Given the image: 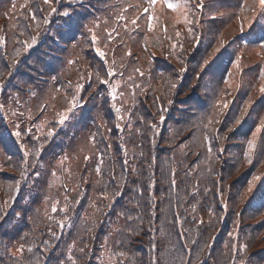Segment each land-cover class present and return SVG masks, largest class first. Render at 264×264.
<instances>
[{
	"label": "trees",
	"instance_id": "1",
	"mask_svg": "<svg viewBox=\"0 0 264 264\" xmlns=\"http://www.w3.org/2000/svg\"><path fill=\"white\" fill-rule=\"evenodd\" d=\"M174 2L185 5L192 24L184 23V14L175 21L173 11L157 4L153 28L148 30L146 16L141 17L134 30L129 25L116 52V46L104 43L103 32L111 28L114 16H130L135 5L147 0H53L57 12L49 17L48 25L42 22L50 11L43 0H29L24 8L20 5L25 0H0V37L4 38L0 42V82H4L0 88V104L4 105L0 108V214L6 213L0 222V264H16L9 252L14 251L13 244L21 242L33 249L24 253L31 264H152L153 257L158 264H231L226 246L233 243L247 244L242 254L249 258V264H264V208L254 203L256 196L264 194V162H257L256 155L249 153L252 162L245 158L243 163V157L239 161L237 150L231 146L221 154L213 134L214 125L227 109L221 111L217 101H228L231 94L235 104L228 108L224 125L235 123L247 109L239 133L252 118L255 100L264 86V80L256 81L255 74L264 67V49L261 52L258 46L261 41H248L254 25L248 28L245 22L246 35L238 40L241 44L247 41L250 47L236 48L234 43H227L213 57L222 42L219 37L214 47L208 48L211 42H206L194 55H186L193 40L189 27L195 36L202 24L214 38L219 32L224 37L231 35L230 28L225 27L237 9L226 14L223 5H216L212 11L209 5L203 14L197 10L193 16V0ZM29 8L37 10L39 29L31 22L32 26L24 30V21L17 19L22 13L27 15ZM65 10L73 12L70 30L60 27ZM222 12L225 15L221 17ZM211 13L221 17V24L204 23ZM162 20L166 21L163 27ZM37 32V45L23 51L22 42H30V36ZM92 32L98 36L95 44L89 43ZM173 43L177 44L175 49ZM97 48L105 57L99 56ZM237 56L239 68L234 66ZM224 57L228 58L226 66L216 79ZM204 60L209 64L205 66ZM14 62L18 63L12 67ZM109 67L114 68L115 76H108ZM182 68L186 71L181 72ZM231 78L233 85L225 83ZM105 79L110 81L107 86L102 83ZM247 79L252 81L247 83ZM77 84L82 86L80 91ZM112 88L116 89L115 100L111 98ZM73 94L82 106H77L61 126L57 122L70 107ZM14 96L19 97V104L11 99ZM42 105H47L43 112ZM14 112L24 113L20 117L22 127H32V132L19 141L10 134L18 120ZM29 112L32 120H27ZM209 119L213 123L206 128ZM149 124L157 127L152 129ZM50 129L55 135L45 141ZM200 135L205 136L207 151L212 152L195 153L193 143L199 142ZM33 136L39 139L33 140ZM40 144H44L41 155L30 152L31 166L26 177H21L18 165L22 152ZM180 149L185 152L177 155ZM85 156L90 159L86 161ZM69 157L75 159L69 163ZM228 163L233 165L227 167ZM238 169L245 173L234 179ZM34 172L40 173L39 178ZM253 176L260 179L248 192ZM17 180L21 181L18 195ZM138 187H142V195L135 191ZM114 190L121 195L112 202ZM240 205L244 208L239 212ZM122 212L142 218V225L136 219L131 226L143 230L131 239L123 237L120 248L113 242L122 238L116 230L126 226L119 216ZM106 238L112 245L109 250L105 249ZM82 247L84 253L80 252ZM114 251L126 255L120 258L112 254Z\"/></svg>",
	"mask_w": 264,
	"mask_h": 264
},
{
	"label": "snow or ice",
	"instance_id": "2",
	"mask_svg": "<svg viewBox=\"0 0 264 264\" xmlns=\"http://www.w3.org/2000/svg\"><path fill=\"white\" fill-rule=\"evenodd\" d=\"M28 3H29V0H25V3L21 4L20 7L24 8ZM257 3L259 5L260 12L259 13H255V12L253 13L252 18L248 21V28L250 26H252L258 20V18H260L261 16H264V0H257ZM43 4L46 5L50 9V11L48 12L47 16H45L43 18V21H42L44 25H48L49 22H50L49 21V17H51L54 13H56L57 9L55 7H53V0H43ZM157 4H160L162 8H166V9L171 10L173 12H180L181 9H183L185 7L184 4L178 3V2H174V0H147V7H143V13L141 14V13H139V11H137V14L135 15V17L130 19L127 23H124L123 27L127 30L129 28V25H131L132 29L134 30L136 27H138L137 20H139L141 18V15H145L146 19H147L148 30H151L153 28V22L156 20V15H155L156 8H155V6ZM141 7L142 6L139 5V4L135 5V8L137 10H139ZM203 7H204L203 0H199L198 3L196 2V0H193L192 4L190 5V10L192 11L193 16H195V13H196L197 10H202ZM15 10H16V5H15V2H13L12 11L15 12ZM243 10H244V8H243V6H241V11H243ZM183 14H184V23L186 25L192 24V21L188 19L187 11H184ZM5 15L7 16L8 14L5 13ZM61 16L63 18V23H62V25H60V27H63L65 30H70L71 27H72V24L74 22V20H73V12L65 10V11H63L61 13ZM17 19H22L24 21V30H27L28 28H30L32 26L31 22H35V27L37 29H39L40 26H41V21L38 19V16H37V10L34 9V8H29V12H28L27 15H24L22 13L19 17H17ZM117 19L119 21H124L125 17L123 15H119L117 17ZM177 22H179V18H177ZM14 27H15V25H14ZM89 31H92V30L90 29ZM115 31L116 30L113 29V32H115ZM240 31L241 32L244 31L243 24L241 25ZM45 32H47V28L45 29ZM188 32H189V36L192 37L193 39H195L197 41V43H199V37H196L194 35L193 28L189 27L188 28ZM21 34H23V33H21ZM116 35L119 36V33L116 32ZM180 35H181L180 32L177 31L176 32V36L179 37ZM39 36H40V33L37 32L36 35H31L30 36V42L29 41L22 42L23 43V51L27 52V51L33 49L34 46H36L37 43H38ZM106 39H107L108 42H114L115 38H114L112 32H108L107 33ZM235 39H236V37L233 38V41L231 43H234ZM3 40H4V38L0 37V42H3ZM97 40H98L97 34L95 32H92L91 40L89 41V43L95 44L97 42ZM242 43H244L246 45L248 42L242 41ZM260 46L264 47V42H260ZM145 47H146V45H145ZM176 47H177V44L173 43L172 44V48L175 49ZM181 47H182V45H181ZM225 48H226V46H225L224 42H221L220 46L214 50L213 57H215L216 54L220 53L221 50H223ZM96 51L98 52L99 56L105 57V55H106L105 52L101 51L99 48H97ZM16 55L17 56L20 55V50H17ZM128 55H131L130 51H129ZM153 59H154V57H153ZM16 63H18V62H14L12 67H15ZM69 63H75V61H70ZM208 64H209V60H204V65L206 66ZM239 65H240V57L237 56L235 61H234V66L239 68ZM135 71L138 72L141 77L144 76V73L140 72L139 69H136ZM180 71L183 72V71H186V69L182 68ZM107 74L110 77L111 76H115L116 73H115L114 68L109 67L108 70H107ZM260 79L264 80V67H261V69H260ZM129 80H132L131 76L129 77ZM3 83L4 82H0V88L3 87ZM102 83L105 86H107V85H109L110 81L105 79V80L102 81ZM225 83H228V81L225 80ZM69 87H71L70 83H69ZM171 87L175 88L176 85L172 84ZM81 88H82V86L80 84H77V86H76L77 91H80ZM260 90H261V92H264V86H261ZM57 91H59V89H57ZM111 98L113 100L116 99V89L115 88L111 89ZM11 99L16 104H19V102H20L18 96L11 97ZM157 100H159V98H157ZM171 103H172V101L169 100L168 104L171 105ZM69 104H70V107L67 109L66 114L61 115L59 120H58V122H57L61 126L65 125V123L69 120V116L71 114H73V110L77 106H82V105H80V98L76 94H73L71 100L69 101ZM217 105H219V107H220V109L222 111L223 109H226L228 107V101H226V100L223 101V102L217 101ZM3 107H4V105L0 104V108H3ZM45 107H47V105H42L41 108H40V111L43 112ZM160 109H161L160 121H163L165 119V115L163 114V105H160ZM116 111L120 112L121 109L117 108ZM246 112H247V109H245L244 112L241 113V117L245 116ZM13 114L17 115L18 120H17V122L15 123V126H14L15 130L11 131L10 134L16 140L19 141V140L22 139V137L25 134H30L32 132V127L30 126V127L24 128V127L21 126L24 123V121L20 119V117H24V113L23 112H20V113H15L14 112ZM27 120H32V115H31L30 112H29V115L27 116ZM216 122H218V121H216ZM212 123H213V121L211 119H209L208 124L205 125V127L207 128ZM235 123L236 124H240L241 123V118H236ZM149 127L154 129V128L157 127V125L156 124H149ZM262 128H264V117L260 118L259 125L256 127L255 131L252 133V138L247 141V151L245 152V157L248 158L249 163L252 162L251 158L249 157V153H251L253 151V149L256 148V136H257V133L261 132ZM54 135H55V131L54 130H51V129L48 130L47 135L44 138L45 141L48 140V137H53ZM32 139L33 140H38L39 138L33 136ZM91 139L94 142L95 141V136L93 135L91 137ZM26 147L27 146L25 144H21V148L22 149H26ZM43 148H44V144H40L39 148H35L34 147L31 150H24L22 152V161L18 165V167L20 168L21 177H26V175H27L26 170L31 166L29 164V162H28V157H29L30 152H31V154L33 156L39 157L41 155V153H42ZM84 159L87 161L88 159H90V157L85 156ZM125 163H127V162H125ZM96 171H97V173H100L101 170H100L99 166L97 167ZM132 171H136V169L133 168ZM34 175L36 176V178H39L40 173L39 172H34ZM173 177H174V173H173ZM258 179H260V177H257V176H253L252 177V180L249 181V184H248V192H251L253 190L254 183ZM20 185H21V181L17 180L16 181V185H15L16 194L17 195L19 193ZM172 185L173 186L175 185V179L174 178L172 179ZM118 187L119 186H117V188ZM9 188L11 190V186H9ZM135 191L139 195L143 194L142 187H138ZM120 195H121V192L119 190H114L110 199L112 200V202H115V199L117 197H119ZM11 199L14 202L15 201V196L11 197ZM5 207H7V202H5ZM107 207L110 209L111 208V204L107 205ZM136 207L139 208V202L136 203ZM56 210H57L56 206L54 205L53 206V211L55 212ZM64 210L67 211V207H65ZM2 211L3 210L0 209V212H2ZM5 216H6V213L0 214V222H2L5 219ZM17 216H19V213H17ZM119 216L123 217L125 219L126 226L124 228L116 230L118 232V234L122 238L115 240L113 243H114V245L122 248L123 247V237L126 236L128 239H131L133 236L139 235L140 232L143 230L141 226H137L135 228H133L131 226V224L136 219H140L141 220V225H142V218L133 217L132 215L127 214L125 212L120 213ZM201 223H203V221H201ZM62 224H63V222L61 221V225ZM231 235L232 234L230 233V236ZM236 239L237 240L239 239V233L238 232L236 234ZM46 243L47 242H45V244ZM111 247H112V245H109L108 239L106 238L105 239V249L109 250ZM226 247L229 248V252L227 253V255L230 257L231 264H249V258L245 257L242 254V253L246 252L247 244L233 243V244L227 245ZM12 248L14 249V251H10L9 252V256L13 260L16 261V264H25L26 261H28V264H31V261L29 260V258L24 256V253L26 251L28 253H31L33 251L32 247H27L26 248L25 243L21 242L18 245L17 244H13ZM153 250H155V245L154 244H153ZM44 251L45 252L48 251L47 247H45ZM80 252L84 253L85 252V248L84 247L80 248ZM112 254L114 256H117V257H120V258H123L126 255V253L124 251H114ZM109 259L111 260V256L109 257ZM73 264H76V262L73 261ZM117 264H122V261H117ZM152 264H158V261L156 260L155 257L152 258Z\"/></svg>",
	"mask_w": 264,
	"mask_h": 264
},
{
	"label": "rangeland",
	"instance_id": "3",
	"mask_svg": "<svg viewBox=\"0 0 264 264\" xmlns=\"http://www.w3.org/2000/svg\"><path fill=\"white\" fill-rule=\"evenodd\" d=\"M203 3H204L203 9L199 10V12L202 14L205 12V8L209 5H210L209 7L211 8V9L209 8L210 11L217 9L218 5H223V7L221 9H224V11H226V14H232L233 8L237 9L234 12V19H230V23L225 27V30H228L227 27L230 28L231 35H227L224 37L223 33L219 32L217 37L214 38V37H212V34H213L212 32L209 33V35H208V27H206V25L203 26V24H202L198 28L197 34H196V37H199V43H197V41L195 39H193L191 42H189L188 46H190V49L188 52L186 51V55H188V54L194 55L195 52H197L199 50L200 46H204L206 42H211L210 46H208V48L214 47L215 41H216V39H219V37L221 38L222 42H224V44H227V43L231 44V42L233 41V38L236 37L235 42H234V45L236 48L237 47L242 48L244 46L250 47V44H246V45L241 44L238 39H239V37L241 38V37L246 35V34H244V31L243 32L240 31V28H241L242 24L244 26L245 22H248L247 16L249 17V20H250L253 16L254 12L255 13L260 12L257 0H203ZM141 6L142 7L139 10H137V9L135 11L132 10V12H131V13H133L132 15L125 16L124 21H119L117 19L118 16H114L113 17V24H112V26H110L111 28L108 31L103 32V37L105 39V40L103 39L104 43L105 44L109 43L110 46H111V44L113 46H116V52L118 51V48L121 47V42L123 40L122 38L127 34V31L122 26V23H127L130 19L134 18L135 15L137 14V13L135 14L136 11H139V13L142 14L143 13V7H147V3H141ZM241 6H243V8H244L243 11H241ZM131 9H135V8H131ZM184 11H185V7L183 9H181L180 12H173L172 13V15L175 18V21L178 17H181L183 15ZM127 12L130 13V10H127ZM223 15H225V14L222 12L221 17ZM244 15H245V17H244ZM144 16L145 15H141V17H144ZM209 16L210 17H206V20L204 21V23H208V26L211 25L213 22H215L217 24H221V19H220L221 17H219V15H217L215 13H211V14H209ZM245 18H246V21H245ZM227 19H229V16H227ZM108 24L110 25V22ZM165 24H166V21L162 20L161 21L162 27L165 26ZM253 25H254V28L251 29L252 35L248 37V41L256 40V41L262 42V40L264 39V16H261L260 18H258V20ZM107 27H109V26H107ZM113 29H115L116 31L113 32ZM108 32H112V34L115 38L114 42H108L107 41L106 36H107ZM116 32L119 33V36L116 35ZM258 46H260V45H258ZM258 46L256 47L257 49H258ZM263 49H264V47H261L260 51L262 52ZM192 59L193 58H191L190 60H192ZM227 60H228V58L224 57L223 60L220 62V67H219L220 71L218 70V75L215 76L216 79L220 78V76H221L220 73H221V71L224 70L226 63H227ZM262 65L264 66V63H262ZM257 66H258V63L254 65L253 69H255ZM198 73H200L199 70L197 71L196 74H198ZM255 74L257 75L256 81H260V82L263 81L260 79V72H257ZM251 81H252V79H247V83H249ZM228 84L229 85L234 84L233 78L229 79ZM258 94H260V95L255 100L254 107L252 109V118H250L249 122L246 124L243 131L237 133L239 131V129L241 127H243V123L245 120L244 116L240 117L241 118L240 124L232 123L228 127H227V125L226 126L224 125V121H225V118L227 115L228 108L232 107L233 104H235L234 102H235L236 98H235L234 94L229 95L227 98L228 107L226 110H223V112L220 115V122L219 123H221V124H220L219 128H217V124L214 125V127H213V134L216 135L217 143H218L219 150H220L221 154L224 153L227 146H231L232 148L237 150L235 156H239L238 160L243 161V159H244L243 163H246L245 162L246 161L245 152L247 151L246 142L248 141L249 138L250 139L252 138V133L255 131L256 127L259 125L260 118L264 116V92L260 91V92H258ZM248 116H250V114ZM220 133H222V134H220ZM240 140L243 142V144H240V142H239ZM208 141H210V140H208ZM244 143H245V145H244ZM193 145L197 146L195 148V153H199L200 151H203V152L207 151L208 144L206 145V138L203 135H200L199 142L195 141L193 143ZM183 152H185V150L180 149L177 151V155H182ZM207 152H212V150H208ZM263 153H264V128L261 129V132L257 133L256 148L253 149L251 154H253V157L256 155L255 159L257 162H259V161L264 162ZM241 156L243 157V159ZM77 157H79V156H77ZM73 159H75V158L69 157L68 162L70 163ZM225 162H227V161H223L222 163H225ZM231 165H233V164L228 163L227 167H229ZM261 167L264 168V166H261ZM243 169H241V170L238 169L239 170L238 172L233 173L234 179L235 178L239 179V178L243 177V174L245 173V171H243ZM234 171H237V170H232L231 173ZM261 191L264 192V187L261 189ZM255 199H256L254 201L255 206L260 207L259 205H263L261 207L264 208V194H262L260 196H256ZM242 208H244L242 205L238 206L239 212L242 210Z\"/></svg>",
	"mask_w": 264,
	"mask_h": 264
}]
</instances>
